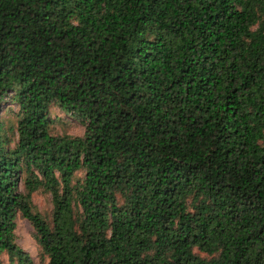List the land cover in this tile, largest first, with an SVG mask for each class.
I'll return each instance as SVG.
<instances>
[{
    "label": "trees",
    "instance_id": "16d2710c",
    "mask_svg": "<svg viewBox=\"0 0 264 264\" xmlns=\"http://www.w3.org/2000/svg\"><path fill=\"white\" fill-rule=\"evenodd\" d=\"M6 96L0 264H264V0H0Z\"/></svg>",
    "mask_w": 264,
    "mask_h": 264
},
{
    "label": "rangeland",
    "instance_id": "374dc122",
    "mask_svg": "<svg viewBox=\"0 0 264 264\" xmlns=\"http://www.w3.org/2000/svg\"><path fill=\"white\" fill-rule=\"evenodd\" d=\"M48 110L52 119L51 126L53 127L54 133H66L73 136L83 134L84 126L75 116L63 112L53 104L49 106ZM16 111L17 105L12 102L8 96H6L0 110L1 122L4 126V129H7L8 125L14 122ZM81 175L82 173L79 172L77 177H80ZM32 202L35 210H37L42 215H48L50 213L51 201L50 196L47 193H44L40 190L34 192L32 195ZM15 223L16 243L30 254L34 264H46L47 259L42 256L40 248L33 237L34 229L31 223L27 219L21 217L19 214L16 216ZM198 254L205 256L204 253L198 252ZM2 259L4 264H8L7 255H3Z\"/></svg>",
    "mask_w": 264,
    "mask_h": 264
}]
</instances>
